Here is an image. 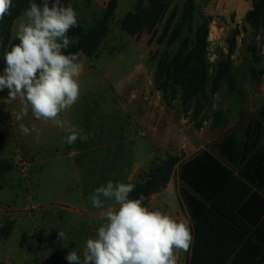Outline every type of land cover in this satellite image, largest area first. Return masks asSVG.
<instances>
[{
	"label": "rangeland",
	"instance_id": "374dc122",
	"mask_svg": "<svg viewBox=\"0 0 264 264\" xmlns=\"http://www.w3.org/2000/svg\"><path fill=\"white\" fill-rule=\"evenodd\" d=\"M109 1L64 3L89 31ZM141 1L119 0L96 53L78 54L80 98L61 118L87 142L68 145L66 132L30 108L18 121L19 98L0 100V158L14 166L0 177V264H69L70 251L82 254L102 223L89 194L109 180L171 186V216L187 218L181 164L203 151L217 155L211 145L231 132L241 141L264 110V10L253 14L256 0H166L151 34L131 37L119 21ZM21 123L36 131L24 135Z\"/></svg>",
	"mask_w": 264,
	"mask_h": 264
},
{
	"label": "clouds",
	"instance_id": "9594fccd",
	"mask_svg": "<svg viewBox=\"0 0 264 264\" xmlns=\"http://www.w3.org/2000/svg\"><path fill=\"white\" fill-rule=\"evenodd\" d=\"M14 0H0V21L12 14ZM78 26V13L64 0H30L14 26L18 43L4 53L5 68L0 74V91L7 89V102L19 98L23 105L19 121L29 108L37 120L51 121L67 135L68 145L77 139L87 142L88 134L61 118L80 98L82 64L78 54L67 53L79 42L69 37ZM67 53V54H66ZM24 135L35 132L20 124ZM38 139V137H37ZM132 183L109 180L89 194V201L102 221L95 235L86 240L82 254L72 250L69 264H177L178 253L188 252L193 236L187 218H175L144 206L145 196L130 198ZM107 201L113 204L106 205ZM59 235L64 238L63 233Z\"/></svg>",
	"mask_w": 264,
	"mask_h": 264
},
{
	"label": "trees",
	"instance_id": "16d2710c",
	"mask_svg": "<svg viewBox=\"0 0 264 264\" xmlns=\"http://www.w3.org/2000/svg\"><path fill=\"white\" fill-rule=\"evenodd\" d=\"M142 0L134 13L119 21L122 31L131 37L140 36L154 30L163 18L166 0L150 2L144 7ZM41 4L42 0H35ZM119 0H110L96 26L86 31L78 20L69 37H78L79 42L70 45L67 53L83 54L91 57L109 33ZM30 0H14L12 14L0 21V74L5 68L4 53L19 41L11 39L14 20L22 16L29 7ZM264 10V0H256L253 14ZM66 53V54H67ZM7 89L0 91V100L7 101ZM264 110L251 119L241 141L231 132L221 141L181 164L179 180L186 207L195 223V237L191 264H226L232 253L241 245L249 233L244 224L241 209L253 194V188L264 189ZM1 138V137H0ZM236 169V173L232 169ZM14 170L7 160L0 158V177ZM151 181L136 185L130 198L141 193L147 207L150 197L160 193L164 186L152 187ZM205 232H209L206 235Z\"/></svg>",
	"mask_w": 264,
	"mask_h": 264
},
{
	"label": "crops",
	"instance_id": "0c3cea01",
	"mask_svg": "<svg viewBox=\"0 0 264 264\" xmlns=\"http://www.w3.org/2000/svg\"><path fill=\"white\" fill-rule=\"evenodd\" d=\"M183 190V186L180 183ZM174 193V188L169 186L166 190L154 194L148 201V208L150 210H160L169 215H172L169 201ZM182 205L187 211V219L189 220V227L192 232L193 240L185 257L178 258L177 264H191L193 254V243L195 237V223L192 220L190 213L186 207L184 199ZM174 213V212H173ZM244 218L243 226L249 230L245 235L244 241L232 253L226 264H264V189L253 188V194L242 206L241 212ZM209 235V232H205Z\"/></svg>",
	"mask_w": 264,
	"mask_h": 264
}]
</instances>
